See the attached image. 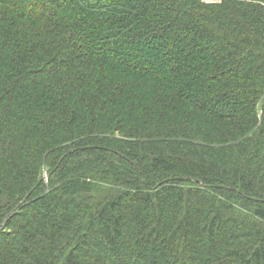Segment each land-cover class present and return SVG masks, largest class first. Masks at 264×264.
Wrapping results in <instances>:
<instances>
[{
  "label": "trees",
  "instance_id": "1",
  "mask_svg": "<svg viewBox=\"0 0 264 264\" xmlns=\"http://www.w3.org/2000/svg\"><path fill=\"white\" fill-rule=\"evenodd\" d=\"M0 264H264V0H0Z\"/></svg>",
  "mask_w": 264,
  "mask_h": 264
},
{
  "label": "rangeland",
  "instance_id": "2",
  "mask_svg": "<svg viewBox=\"0 0 264 264\" xmlns=\"http://www.w3.org/2000/svg\"><path fill=\"white\" fill-rule=\"evenodd\" d=\"M204 3L208 4H215V3H220L222 0H202ZM151 55H145V58H150ZM48 178V177H47Z\"/></svg>",
  "mask_w": 264,
  "mask_h": 264
}]
</instances>
